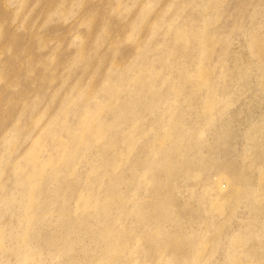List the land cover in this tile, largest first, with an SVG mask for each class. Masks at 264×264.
Wrapping results in <instances>:
<instances>
[{"label":"rangeland","instance_id":"1","mask_svg":"<svg viewBox=\"0 0 264 264\" xmlns=\"http://www.w3.org/2000/svg\"><path fill=\"white\" fill-rule=\"evenodd\" d=\"M263 178L264 0H0V264H264Z\"/></svg>","mask_w":264,"mask_h":264},{"label":"bare ground","instance_id":"2","mask_svg":"<svg viewBox=\"0 0 264 264\" xmlns=\"http://www.w3.org/2000/svg\"><path fill=\"white\" fill-rule=\"evenodd\" d=\"M206 42H204L203 43V46H205L206 47ZM207 45H209V44H207ZM204 47V48H205ZM13 52V51H12ZM81 58V57H80ZM59 60V59H58ZM202 75V76H201ZM200 76H201V78L202 79H206V77H207V74H204V73H201V71H200ZM112 86H114V84L113 83H110L109 84V87L107 88V89H105V92H103L104 94H105V96L106 97H110V100H111V96H112V92L109 90L110 89V87H112ZM91 94H94V93H90L89 95H88V97H91ZM109 104V103H108ZM94 105V104H93ZM102 106V105H101ZM107 106V104H105V106H102V107H97L96 109H93L94 110V112L93 113H96V112H99L100 110H102L101 108H105ZM85 107H88V106H85ZM86 112V111H85ZM88 115H85V116H83L82 117V119L81 120H79V123H78V126L75 128L76 130H71V131H68L67 132V134H68V143H65V144H61L62 146H61V151L63 152V150H66L67 149V147L69 148L70 147V145H71V143L73 142V141H77L78 143L80 142V140L81 139H87L88 137H91L93 134H96V137H93V138H98V136L100 135V132H96L93 128H92V122H93V120H95V116L94 115H92V114H89V113H87ZM50 127H51V125H49ZM44 132V131H43ZM46 133V132H45ZM51 134H52V136H54V137H60L59 136V134H58V132L57 131H55L54 130V132H52L51 131ZM45 137V136H44ZM61 139V138H60ZM59 139V140H60ZM39 140H40V137H39ZM42 140V139H41ZM63 140V139H62ZM176 141V140H175ZM172 141H171V135H168V134H165V135H162V136H160L159 138H158V140L156 141V143H155V148L157 149L158 147H161L162 145H167L168 143H171ZM37 144V143H36ZM38 145V144H37ZM36 145V146H37ZM42 147H43V145H38V153L40 152V150L42 149ZM58 149V148H57ZM56 149V150H57ZM60 151V150H59ZM154 152V151H153ZM37 153V154H38ZM41 154V153H40ZM59 155H60V153H58ZM33 156H35V154L33 155ZM53 156V155H52ZM30 157H31V154H28L27 156H26V158L28 159H30ZM49 157V156H48ZM168 157L169 158H171L172 159V161H171V164L172 165H174V164H177V150H175V151H173V152H171V153H169V155H168ZM54 158H55V156H54ZM47 159V158H46ZM180 159V158H179ZM34 160V159H33ZM36 160V159H35ZM34 160V161H35ZM62 160V157L58 160L59 162ZM31 161V160H30ZM37 161V160H36ZM24 163H25V160H24ZM36 163V162H35ZM39 163V162H38ZM30 165V164H29ZM28 165V166H29ZM55 165H56V162H55V159H51V160H48V161H42V162H40L39 163V167H38V169H37V172H41L42 173V175L43 174H45V172H47V171H49V172H53L54 171V167H55ZM37 166V165H36ZM23 169H24V166H23ZM252 169V168H251ZM257 170V169H256ZM26 171V170H25ZM261 171V170H260ZM23 172V171H22ZM26 173V172H25ZM40 173V174H41ZM262 173H263V171H262ZM39 174V175H40ZM38 175V176H39ZM261 175V174H260ZM263 175V174H262ZM260 176L259 178H261V177H263V176ZM41 176V175H40ZM23 177V176H22ZM30 177V176H29ZM28 177V178H29ZM32 177V176H31ZM259 178H258V180H257V182L259 181H261L262 180V178H261V180H259ZM40 179V178H39ZM38 179V180H39ZM264 179V178H263ZM263 181V180H262ZM20 182V181H19ZM22 183V182H21ZM29 184V183H28ZM32 184V183H31ZM31 188V185H26V186H23V189H24V192H26L25 193V206H24V209L23 210H29L30 209V205H31V203L34 201V196L31 194V193H29V189ZM20 190H22V189H20ZM242 191V190H241ZM23 192V191H22ZM83 196V195H82ZM179 196V195H178ZM81 197V196H80ZM82 198V197H81ZM106 198V197H105ZM84 198H82V200H83ZM98 199H99V197H98ZM107 199V198H106ZM223 199V198H222ZM224 200H226V202H227V199H224ZM232 200V199H231ZM24 201V200H23ZM80 201V200H79ZM84 201V200H83ZM93 201V200H92ZM107 201V200H106ZM223 201V200H222ZM263 201V200H262ZM214 202V201H213ZM219 202V201H218ZM212 203V205H211V208L210 209H212V213H213V211H215V212H219L220 210H222V204H220V203ZM93 203V202H92ZM95 203V202H94ZM107 203V202H106ZM105 203V204H106ZM229 203V202H228ZM227 203V204H228ZM258 203V202H257ZM97 204H98V202H97ZM101 204V203H100ZM108 204V203H107ZM224 205V204H223ZM230 205V204H229ZM100 206V205H99ZM108 206V205H107ZM105 207V206H104ZM103 207V208H104ZM102 208V207H101ZM107 209H109L108 207H107ZM107 209L105 210V211H107ZM223 211V210H222ZM26 212V211H25ZM29 212V211H28ZM30 212H31V210H30ZM29 212V213H30ZM211 213V214H212ZM104 214V213H103ZM216 214V213H215ZM223 214H224V211H223ZM26 216H27V213L25 214ZM105 215V214H104ZM103 215V216H104ZM225 215V214H224ZM104 217H106V215L104 216ZM108 217V216H107ZM211 217V216H210ZM30 219V217H28L27 216V219H25V220H29ZM29 222H31L30 220H29ZM213 235V234H212ZM21 241H23L22 239H21ZM20 241V242H21ZM205 241V240H204ZM209 241V240H208ZM209 243V242H208ZM206 245H207V243H206ZM204 246V245H203ZM205 247V246H204ZM203 247V248H204ZM212 247V246H211ZM200 248H201V246H200ZM160 250V249H159ZM159 250H156V252L157 251H159ZM204 251V250H203ZM171 253V252H170ZM201 253H203V252H201ZM173 254H174V252H173ZM196 254V253H195ZM30 254H28V256H26V257H30L31 258V255L29 256ZM200 255V254H199ZM204 255V254H203ZM240 256V255H239ZM26 257L24 258L25 260L24 261H22L21 262V264L23 263V264H27V261L30 259V258H28V259H26ZM197 257V256H196ZM200 257V256H199ZM203 257V256H202ZM202 257H201V259H202ZM105 258H103V260H104ZM196 259H199V258H196ZM233 259V258H232ZM174 260V259H173ZM26 261V262H25ZM30 261V260H29ZM158 261H160V260H158ZM29 264H30V262H28ZM135 263V262H134ZM135 264H137V263H135Z\"/></svg>","mask_w":264,"mask_h":264}]
</instances>
